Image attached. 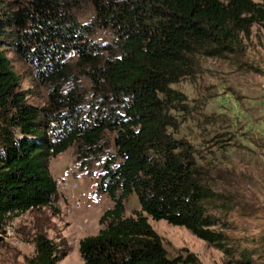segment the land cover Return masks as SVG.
<instances>
[{
	"label": "trees",
	"instance_id": "16d2710c",
	"mask_svg": "<svg viewBox=\"0 0 264 264\" xmlns=\"http://www.w3.org/2000/svg\"><path fill=\"white\" fill-rule=\"evenodd\" d=\"M82 3L94 12L91 25L80 23ZM93 26L112 30L113 42L91 41ZM254 26L264 30V0H0V233L12 216L53 209V159L77 146L87 160L111 132L116 156L97 192L114 206L98 234L80 241L85 264H201L188 249L170 257L148 217L186 228L226 264H254L256 254L233 245L215 214H228L232 195L215 190L218 180L195 146L175 138V112L188 108L172 88L195 74L197 58L240 62ZM8 49L48 88L45 106L28 102ZM82 78L99 102L92 111L84 110ZM133 194L141 212L128 217ZM45 230L38 223L27 264H58L69 255L66 241L56 243Z\"/></svg>",
	"mask_w": 264,
	"mask_h": 264
},
{
	"label": "rangeland",
	"instance_id": "374dc122",
	"mask_svg": "<svg viewBox=\"0 0 264 264\" xmlns=\"http://www.w3.org/2000/svg\"><path fill=\"white\" fill-rule=\"evenodd\" d=\"M77 15L83 25H91L95 20L88 3L79 6ZM113 37L112 30L95 28L90 40L105 45L111 44ZM246 43L240 62L232 56L197 58L195 74L172 86L186 96L184 105L188 108L186 112H175L180 122L175 138L194 145L200 164L218 180L215 190L222 192L225 187L232 195L227 202L228 214L215 213L227 225L224 229L230 241L255 253L254 264H264V30L254 26ZM6 53L21 79L22 90L27 92L28 102L45 106L48 88L37 81L33 69L13 50ZM69 59L76 62L75 55ZM81 87L86 95L84 110L92 111L99 102L84 78ZM114 139V133L106 132L98 153L87 160L73 146L51 161V173L58 183L53 209L43 210L45 214L29 211L7 220L4 232L0 233V264H27L26 259L35 256L32 239L38 223L45 225L50 239L56 243L64 239L67 243L69 255L58 264H85L79 243L98 234L102 228L100 218L114 206L108 195L97 192L106 163L116 156ZM218 176L230 181V185L226 186ZM64 180L75 185L62 190L59 182ZM139 212L140 203L133 194L126 200V216ZM148 219L170 257L186 255L184 249H188L201 264H226L221 251L186 228Z\"/></svg>",
	"mask_w": 264,
	"mask_h": 264
},
{
	"label": "built area",
	"instance_id": "2783aa9c",
	"mask_svg": "<svg viewBox=\"0 0 264 264\" xmlns=\"http://www.w3.org/2000/svg\"><path fill=\"white\" fill-rule=\"evenodd\" d=\"M59 185L62 190H68V189H71L72 186L75 184L71 185L68 181L64 180L62 182H59Z\"/></svg>",
	"mask_w": 264,
	"mask_h": 264
}]
</instances>
